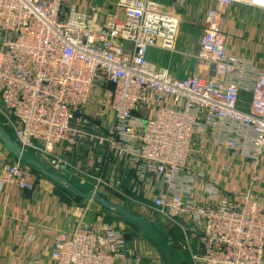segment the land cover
I'll use <instances>...</instances> for the list:
<instances>
[{
    "label": "built area",
    "instance_id": "obj_1",
    "mask_svg": "<svg viewBox=\"0 0 264 264\" xmlns=\"http://www.w3.org/2000/svg\"><path fill=\"white\" fill-rule=\"evenodd\" d=\"M189 1L0 0V123L51 172L174 225L189 264H264V198L249 188L264 182V71L227 51L219 24L225 9H264V0H205L193 54L177 50ZM151 49L195 68L179 77L148 60ZM207 139L252 164L249 187L226 191L190 166ZM65 147L86 154L85 164L65 160ZM37 180L17 160L0 168V191L33 190ZM89 207L53 236L55 264H160L115 221L87 222Z\"/></svg>",
    "mask_w": 264,
    "mask_h": 264
},
{
    "label": "crops",
    "instance_id": "obj_2",
    "mask_svg": "<svg viewBox=\"0 0 264 264\" xmlns=\"http://www.w3.org/2000/svg\"><path fill=\"white\" fill-rule=\"evenodd\" d=\"M95 1L110 6L114 0ZM206 7L205 0H190L186 8L181 11L183 21L185 16H191L187 22L190 29L186 28L185 36L191 29H196V27L198 29V24L201 26ZM219 24L225 33L227 51L252 60L264 71V9L235 5L223 11ZM181 30L182 25H180L178 35ZM177 42H179L177 50L180 52L193 54L197 51L198 40L195 41L194 49L191 51L188 49L189 46L186 45L185 39H182L181 43L177 39ZM174 55L184 58H181V62L177 61L172 64ZM185 57L181 54H170L155 49L149 50L147 55L148 60L167 67L177 76H179L178 71L182 70L187 63L191 67V72L195 68L193 61ZM204 69L200 68L199 70L204 72ZM248 104V100H244L239 103V107L247 110ZM67 149L65 154H60L65 160L79 166L85 164L86 154H74L73 149ZM193 154L196 156H189L190 166L207 175H217L222 189L229 191L234 188L249 187L248 165L252 166V164L244 162L238 153L225 152L212 146L207 139L198 142L196 152ZM13 160L14 158L8 154L0 142V168ZM224 163L229 164L230 168L225 176L220 173V166ZM261 166V170H264V158L261 161ZM63 176L71 178L69 172ZM249 188L254 196L264 198V182L254 184ZM61 189L47 178L38 176L33 190L5 186L0 191V264H55L51 259L53 236L62 229L70 228L81 215L78 210L81 206H76L75 198L66 190ZM90 215L88 211L84 215V219L89 223H93L100 216L103 219L105 217L104 213L97 211L92 216ZM116 221L119 224V221ZM147 251L150 255L155 256L161 264L160 255L155 249Z\"/></svg>",
    "mask_w": 264,
    "mask_h": 264
},
{
    "label": "rangeland",
    "instance_id": "obj_3",
    "mask_svg": "<svg viewBox=\"0 0 264 264\" xmlns=\"http://www.w3.org/2000/svg\"><path fill=\"white\" fill-rule=\"evenodd\" d=\"M190 17L191 16H188V17L185 16L184 21H183V19L181 20L180 25H182V30H181L180 34L178 35L179 38H177V39L180 41V43H181L182 39H185L187 42L186 45L189 46L188 49H190V51H191L194 49L193 45L195 44V41L199 39V36L201 34V27H200V24H198L197 26L199 28L197 29V27L195 25L196 29L195 28L191 29V31L188 32L187 36H185L186 35V28L190 29V25L187 23L191 19ZM178 43L179 42H177V46H179ZM179 50H181V49L179 48ZM182 51H186V50H182ZM154 53L157 54V52H154ZM181 58L183 59L184 57H181V56L178 57V55H174L172 58V62H173L172 64H175L177 61L181 62V60H182ZM185 60H188V59H185ZM185 62H188V61H185ZM190 68H191L190 65H188V63H187V65H185L182 68V70L180 69V71H178V75L181 77H185V76L189 75L191 72ZM97 94H98V90H97V88H95L93 90L92 99L90 101V105H92V107H94V105H95L94 100L97 97ZM38 155H37V153L31 152V151L26 152L27 158L39 162L40 164L44 165L47 169L50 170L48 165L43 161L42 155L41 154H38ZM41 161H43V162H41ZM22 163L26 164L25 162H22ZM26 165L30 169L34 170V172H37V173H39L40 176L44 177L38 169L33 168V167L29 166L28 164H26ZM70 181L74 182V180H70ZM58 187L60 188V186H58ZM61 190H64V189L62 188ZM83 191H88V190H83ZM99 194H101V195L105 194L106 196H108V198L111 202L119 204L120 206H122L123 208L128 210L129 212H132V213H134V214H136L142 218H146L149 220L150 223L144 228V231L142 234L138 233L137 228L135 226H133V225H131V224H129L123 220H118V221H119V225L123 229L125 239L130 246H133L135 244L136 245L141 244L145 250L146 249L152 250V248L155 249L160 255L161 264H165L166 258H165V252L163 249V244H162L160 232H161V230H163V226H165L166 221L163 218L158 217L157 215H154L150 210L142 209V208L135 206L133 204L132 205L126 204L123 200H119L118 198L111 195L107 191L102 190L99 192ZM74 202H75L76 206H78V207L83 206L84 204H86V205L90 204V207H89L90 210L88 211L89 214H91L90 216H92L94 213H96V211L100 212V213L111 215V213L109 211L103 209L101 207V205H99L98 203H96L94 201H91V202L87 201L88 202L87 203L85 200L75 199ZM115 222L117 223V221H115ZM182 243H183V240L180 237L179 241H175L174 243L168 244V247H169L171 254H172L173 264H189V253H188V251L183 249Z\"/></svg>",
    "mask_w": 264,
    "mask_h": 264
},
{
    "label": "water",
    "instance_id": "obj_4",
    "mask_svg": "<svg viewBox=\"0 0 264 264\" xmlns=\"http://www.w3.org/2000/svg\"><path fill=\"white\" fill-rule=\"evenodd\" d=\"M0 142L3 148L14 158V160L25 162L29 166L38 169L45 178L67 190L71 195L83 199L86 202L94 201L98 203L103 209L109 211L111 215L116 216L121 220L135 226L139 234H142L144 228L150 223L148 219L142 218L132 212H129L119 204L111 202L99 193H95L92 191H83L79 189L68 178L53 173L51 172V170L47 169L39 162L27 158L26 152L20 147V145L14 140L13 136L4 128L1 123ZM163 249L166 258L165 264H173L172 254L168 245L163 244Z\"/></svg>",
    "mask_w": 264,
    "mask_h": 264
},
{
    "label": "trees",
    "instance_id": "obj_5",
    "mask_svg": "<svg viewBox=\"0 0 264 264\" xmlns=\"http://www.w3.org/2000/svg\"><path fill=\"white\" fill-rule=\"evenodd\" d=\"M242 97L246 98L247 99V96L245 95H241ZM34 172V170H32ZM37 173V172H35ZM37 176H40L39 173L36 174ZM42 177V176H40ZM66 178V177H65ZM71 180V179H69ZM75 186H77L79 189L81 190H87L86 187L84 186H79L75 181H71ZM57 185V184H56ZM61 188V187H60ZM65 190V189H64ZM67 191V190H66ZM68 192V191H67ZM70 194V192H68ZM71 195V194H70ZM73 196V195H72ZM102 196H104L106 199L109 200L108 196H106L105 194H102ZM75 199H80V198H77L75 196H73ZM83 200V199H81ZM108 213V212H107ZM105 221L107 222H113V221H116V220H121L120 218L116 217V216H113V215H110V214H105V217H104ZM160 235H161V240H162V244H171V243H174L175 241H179L180 240V237H181V232L179 231L178 228H176L174 225L166 222L165 223V226H163V230H161L160 232ZM182 238V237H181Z\"/></svg>",
    "mask_w": 264,
    "mask_h": 264
}]
</instances>
